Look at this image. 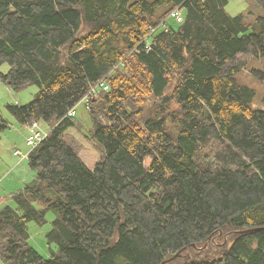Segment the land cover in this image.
Here are the masks:
<instances>
[{
  "label": "trees",
  "instance_id": "obj_1",
  "mask_svg": "<svg viewBox=\"0 0 264 264\" xmlns=\"http://www.w3.org/2000/svg\"><path fill=\"white\" fill-rule=\"evenodd\" d=\"M226 3L0 0V81L38 87L6 110L49 125L27 153L35 177L0 207L2 264H264V110L236 78L254 57L264 81V14ZM84 98L92 168L66 136ZM48 210L43 258L26 223Z\"/></svg>",
  "mask_w": 264,
  "mask_h": 264
},
{
  "label": "rangeland",
  "instance_id": "obj_2",
  "mask_svg": "<svg viewBox=\"0 0 264 264\" xmlns=\"http://www.w3.org/2000/svg\"><path fill=\"white\" fill-rule=\"evenodd\" d=\"M224 10L227 14L234 16L243 13L244 20L251 22L256 15L264 14V10L255 2V0H227ZM263 61L260 58H249L246 66H244L237 74L236 78L239 83L244 84L254 90V96L250 102L252 108L264 110V81H260L251 75V68H261ZM7 64L1 66L2 71H6ZM173 82L166 88V93H169ZM38 87L28 85L19 90H11L0 81V118H2L7 127L0 131V196H8L4 190H9L15 181L24 182L31 181L35 175V169L28 164L26 154L30 147L25 144L26 127L24 123L17 121L7 110V104H24L32 99L37 92ZM86 99H82L74 107V120L77 126L70 127L67 130V138L71 139L78 147V152L84 163L92 168L93 164L100 158L101 147L93 138H87L91 130V118L86 107ZM40 128L43 132L49 130V125L43 121H39ZM18 150L20 155H15L13 152ZM23 157V158H21ZM6 171H12L7 177L2 174ZM25 180V181H24ZM14 205L13 201L5 198L1 201L0 207L3 205ZM36 207H41L35 203ZM55 214L48 210L45 215V222L37 224L34 221L26 223L28 232V243L34 247L36 251L43 257L48 258L50 250H55V244H48L45 233L50 229L51 222ZM0 264L1 260H0Z\"/></svg>",
  "mask_w": 264,
  "mask_h": 264
},
{
  "label": "built area",
  "instance_id": "obj_3",
  "mask_svg": "<svg viewBox=\"0 0 264 264\" xmlns=\"http://www.w3.org/2000/svg\"><path fill=\"white\" fill-rule=\"evenodd\" d=\"M169 16L174 18L176 21H180L182 18L181 10L179 8H174L170 11ZM153 30V28H152ZM146 47H149V44H146ZM107 86H104V89H106ZM70 115L74 114V109L69 111ZM45 132L40 128V124L37 120H32L27 124V133L25 137V144L31 148L35 147L40 143V141L44 138ZM15 155H20L18 150H15L13 152ZM23 158V157H21ZM2 180V177L0 176V182Z\"/></svg>",
  "mask_w": 264,
  "mask_h": 264
},
{
  "label": "crops",
  "instance_id": "obj_4",
  "mask_svg": "<svg viewBox=\"0 0 264 264\" xmlns=\"http://www.w3.org/2000/svg\"><path fill=\"white\" fill-rule=\"evenodd\" d=\"M25 127H26V132H27V125L25 124ZM25 137H26V135H25ZM30 150V149H29ZM29 150H28V152H29ZM27 152V153H28ZM26 157H27V154H26ZM11 172L12 171H6V172H3L2 174L4 175V177H7L9 174H11ZM25 181V180H24ZM26 182H24L23 184H22V182L20 181V180H17V181H15V183L10 187V189L9 190H4L3 192L4 193H6L8 196H3V197H1L0 196V198H1V200L2 199H5V198H9V195L12 193V192H15V191H17L18 189H20V188H22L23 186H24V184H25Z\"/></svg>",
  "mask_w": 264,
  "mask_h": 264
},
{
  "label": "bare ground",
  "instance_id": "obj_5",
  "mask_svg": "<svg viewBox=\"0 0 264 264\" xmlns=\"http://www.w3.org/2000/svg\"><path fill=\"white\" fill-rule=\"evenodd\" d=\"M104 86H107V85H105L103 82H100L99 83V85H95V86H93L91 89H90V94L92 93V92H94L95 90H97L99 87H102L103 89H104ZM107 89V88H106ZM125 108V107H124ZM72 110V109H71ZM115 116V115H114ZM117 121V120H116Z\"/></svg>",
  "mask_w": 264,
  "mask_h": 264
},
{
  "label": "water",
  "instance_id": "obj_6",
  "mask_svg": "<svg viewBox=\"0 0 264 264\" xmlns=\"http://www.w3.org/2000/svg\"><path fill=\"white\" fill-rule=\"evenodd\" d=\"M178 254V253H177ZM177 254L173 255L171 258L175 257Z\"/></svg>",
  "mask_w": 264,
  "mask_h": 264
}]
</instances>
